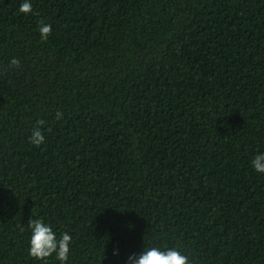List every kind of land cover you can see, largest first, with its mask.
Instances as JSON below:
<instances>
[{"label": "trees", "instance_id": "trees-1", "mask_svg": "<svg viewBox=\"0 0 264 264\" xmlns=\"http://www.w3.org/2000/svg\"><path fill=\"white\" fill-rule=\"evenodd\" d=\"M24 2L0 0V264H61L29 219L65 264H264V0Z\"/></svg>", "mask_w": 264, "mask_h": 264}, {"label": "clouds", "instance_id": "clouds-1", "mask_svg": "<svg viewBox=\"0 0 264 264\" xmlns=\"http://www.w3.org/2000/svg\"><path fill=\"white\" fill-rule=\"evenodd\" d=\"M20 13L29 14L32 12V4L25 0L19 8ZM39 33L43 40H47L51 34V25L45 24L43 21L39 22ZM10 66H19V60L13 58L10 62ZM63 118V113L57 111L55 119L59 120ZM45 124L44 120L37 121V125L34 128L29 140L32 144L39 146L44 143V136L41 128ZM253 169L258 173H264V154L256 155L251 161ZM28 227L31 230L29 255L36 260H46L53 253L56 254L57 260L61 264H65L68 259L70 251L69 245L72 242V237L67 234H61L58 239L56 233L52 230V227L43 222L42 219H29ZM118 252L114 251L113 255H117ZM129 264H190L189 258L183 255L176 248H171L166 251H162L157 247H151L139 255H132L128 257Z\"/></svg>", "mask_w": 264, "mask_h": 264}]
</instances>
